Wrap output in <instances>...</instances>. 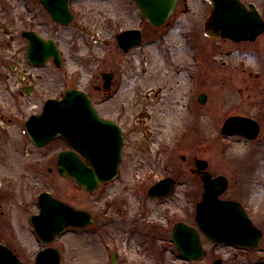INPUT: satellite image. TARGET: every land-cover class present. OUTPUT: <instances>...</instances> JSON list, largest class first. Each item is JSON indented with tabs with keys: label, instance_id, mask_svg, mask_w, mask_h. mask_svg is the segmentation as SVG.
<instances>
[{
	"label": "rangeland",
	"instance_id": "obj_1",
	"mask_svg": "<svg viewBox=\"0 0 264 264\" xmlns=\"http://www.w3.org/2000/svg\"><path fill=\"white\" fill-rule=\"evenodd\" d=\"M27 1L0 0V26L7 29L11 2L15 7L16 25L22 26L24 19L21 16L28 8L24 4ZM185 2L188 12L183 13L182 8L177 10L180 25L169 33L165 31L167 35L162 40L161 49L165 50L169 61H163V50L151 51L142 61L128 56L126 74L130 83L127 97L101 107L106 116H115L119 111L124 113L127 133L122 163L118 176L101 184L95 191L80 190L78 195L63 193L65 199L74 200L72 204L77 209L89 212L94 223L86 229H70L55 239L51 247L60 251L61 264H213L217 259L222 261L221 264H253L257 261L256 256H262L264 261V66L261 70L257 66L255 69L260 79L249 78L244 73L248 79L242 83L245 75L241 68L234 66L232 57H224L225 66L219 63L217 66L203 65L200 74L203 83L195 93L207 94L208 104L201 106L200 110L194 106L190 116H186L182 107L185 99L180 98L186 89L183 35H190L192 45H208V51L212 47L204 35V20L210 14L209 4L205 0ZM255 43L264 48V35ZM231 49L229 43L220 44L223 52ZM67 64L69 71L77 69L76 64ZM85 78L86 75L83 85ZM140 81H143L141 86ZM161 81L166 84H160ZM249 81L254 85L252 92L244 91ZM139 90L141 94L137 93ZM235 109L257 113L259 117L262 115L257 120L260 133L254 141L245 143L238 138L220 135L223 121ZM184 124L182 128H188V132L181 133L176 147L171 146L172 139ZM184 155L188 163L194 157L205 159L213 176L222 175L227 179V190L220 197L222 200L241 201L250 209L256 225L263 232V241L256 254L237 253L231 247L217 246L201 237L206 255L200 261L184 263L177 258L170 239L171 229L179 221L194 224L193 211L201 199V184L187 174L186 179L179 181L186 180L187 184L178 185L168 198L150 199L147 190L157 179L167 175L163 164H169L173 171L181 164L180 156ZM6 208L7 204L0 208V226H5L2 212ZM9 208L17 211V224L24 229L25 214L34 211L32 206L26 210L21 206L15 210ZM15 235L19 239L17 242L4 229L0 232V243H15L19 247L16 248L19 260L23 264H33L35 254L45 246L28 228Z\"/></svg>",
	"mask_w": 264,
	"mask_h": 264
},
{
	"label": "flooded vegetation",
	"instance_id": "obj_2",
	"mask_svg": "<svg viewBox=\"0 0 264 264\" xmlns=\"http://www.w3.org/2000/svg\"><path fill=\"white\" fill-rule=\"evenodd\" d=\"M240 1L247 7L253 6L264 21V0ZM24 4L28 8L25 9V15L21 16L24 19L22 26L16 25L17 17L12 2L7 29L0 26V208L4 204L8 207L2 212L5 226H0V232L6 229L15 242L19 241L15 235L18 232L27 228L33 231L30 221L39 211L38 198L42 193L49 194L51 199L74 210H80L72 204L73 199H65L62 195L68 192L78 195L81 189L74 182V175L79 173V164L91 163L81 155L80 143L71 134H64L65 127L70 131L73 124L71 115L74 111H79V108L73 105L64 106L65 101L73 102L76 99L66 98V92L82 91L100 119L113 121L119 127L123 142V159L127 133L123 123L124 113L119 111L115 116H106L101 107H108V104L118 103L127 97L130 83L126 74L128 56L142 61V58L150 55L151 51L163 50V61H169V56L161 49L162 40L167 35L165 31L169 33L176 25H180L176 16L178 9L182 8L183 13L188 12L185 0H178L170 14L162 19V26L154 27L145 19L137 0H28ZM67 17L70 18L68 23L63 24ZM154 22L159 23L157 20ZM128 32L131 33L128 38L122 39V35ZM28 33H34L45 42L55 43L60 56L59 67L52 58L39 65L29 61L30 42L26 37ZM263 35L264 32L258 38ZM258 38L252 42L209 40L212 48L208 51L206 49L208 45H205L206 47L192 45L190 35H183L186 43L184 59L187 66L183 75L186 89L181 92L180 98L185 99L182 107L186 111V116H190L194 106L200 110L201 106L208 104L207 94L201 91L195 93L201 82L203 83L200 78L203 65L211 63L217 66L219 63L225 66L224 57H232L235 60L234 66L241 68L243 75L260 79L259 72L255 73V69L257 66L261 70L264 66V48L255 43ZM226 43H229L232 49L223 52L220 50V44ZM68 62L76 64L77 69L69 71ZM141 74L142 72L140 76ZM246 75L242 78V83L248 79ZM140 82V86L143 85V81ZM246 83L248 86H245L244 91L252 92L254 85L250 81ZM160 84H166V81H161ZM137 93L142 92L139 90ZM199 99H203V103H200ZM48 102L60 104L57 108L60 117L57 134L47 140L45 138L48 136L36 142L32 141L26 125L32 117H39L42 114ZM252 105L254 109L255 104ZM65 115L68 117L66 122ZM232 116L250 118L256 122L262 118V115L259 117L257 113L244 109H235L226 118ZM182 127H185V124L172 139L171 146L176 147L180 143L178 138L181 133L188 132V128L183 130ZM42 140L46 141L39 145L37 142ZM179 159L181 164L173 171L169 164L162 165L168 173L160 179L171 178L177 187L187 184L186 180L179 181L186 179L188 174L191 179L201 184L198 171L195 169L199 158L194 157L191 163H188L185 155ZM69 174H72V177ZM150 174L153 175V171ZM236 202L242 205L248 220L260 230L263 239V232L256 225L250 209L241 201ZM29 205L34 211L25 214L23 229L17 224V211L14 212L9 207L15 210L21 206L26 210L30 208ZM189 226L197 228L195 220L194 224ZM262 241L253 250L240 247L232 249L237 253L254 255L260 250ZM0 245L20 259L16 249L19 248L18 245L9 242ZM256 258L257 261L253 264H264L262 256Z\"/></svg>",
	"mask_w": 264,
	"mask_h": 264
},
{
	"label": "water",
	"instance_id": "obj_3",
	"mask_svg": "<svg viewBox=\"0 0 264 264\" xmlns=\"http://www.w3.org/2000/svg\"><path fill=\"white\" fill-rule=\"evenodd\" d=\"M147 21L153 26H160L164 17H167L173 9L177 0H137ZM210 4L211 15L205 20V35L213 41L220 39H230L234 42L253 41L264 29V22L260 15L253 8H246L239 0H206ZM69 19V18H68ZM158 21L154 22V21ZM124 37L126 36L123 35ZM29 57L52 56L59 65L55 46L52 42L41 43L34 37L30 38ZM46 48V54L36 56L33 50ZM44 46V47H43ZM66 97H79L84 101L71 103L73 106L85 107V115L76 114L73 117L75 123L79 122V132L76 133L80 141H85V149L81 153L89 160L95 161L91 164L92 169L79 166V174L74 180L80 188L91 193L101 184L111 181L117 175L121 153V135L119 129L113 124L102 121L94 117V111L90 107L86 97L82 92L69 91ZM203 99H199L203 103ZM58 105V104H57ZM56 103L45 105L44 112L40 117L34 118L27 124L29 136L35 140L46 131H51V135L56 134V123L58 121ZM95 120L96 124L105 125L107 133L97 134L100 139V146L93 148L91 138V127L86 125L88 121ZM84 122V123H83ZM220 132L223 136H240L246 140H253L259 133V125L250 118L233 116L224 121ZM99 133V131H98ZM97 145V144H96ZM95 151V152H93ZM91 153H95L92 155ZM206 162L198 161L197 170H202L199 174L203 184V194L201 201L195 207V221L201 233L216 245L234 246L241 248L255 249L261 241V232L255 228L247 219L239 204L233 201L221 200L220 196L227 189V180L223 176L214 178L203 170L206 169ZM173 181L165 179L158 182L148 191L152 198H162L168 196L173 190ZM40 213L31 219L35 234L45 245L52 244L55 237L63 234L68 227L86 228L92 225L93 220L89 213L76 211L59 202L51 200L47 194L39 197ZM171 239L177 252L185 260L198 261L205 256V251L201 246L199 233L183 223L174 226ZM114 262V260H113ZM59 250L47 247L39 251L33 264H60ZM0 264H22L15 255L0 245ZM214 264H220L215 261Z\"/></svg>",
	"mask_w": 264,
	"mask_h": 264
}]
</instances>
